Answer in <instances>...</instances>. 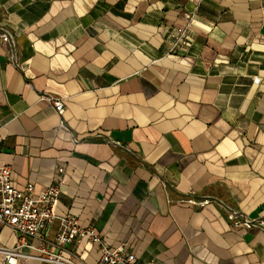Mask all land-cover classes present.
Wrapping results in <instances>:
<instances>
[{
	"label": "crops",
	"instance_id": "0c3cea01",
	"mask_svg": "<svg viewBox=\"0 0 264 264\" xmlns=\"http://www.w3.org/2000/svg\"><path fill=\"white\" fill-rule=\"evenodd\" d=\"M0 26V164L61 181L48 239L73 215L136 264H264L219 203L264 219V0H0Z\"/></svg>",
	"mask_w": 264,
	"mask_h": 264
},
{
	"label": "built area",
	"instance_id": "2783aa9c",
	"mask_svg": "<svg viewBox=\"0 0 264 264\" xmlns=\"http://www.w3.org/2000/svg\"><path fill=\"white\" fill-rule=\"evenodd\" d=\"M0 37L16 49L13 33L5 26H0ZM58 110L63 113L65 101L56 95H47ZM63 167L59 168V172ZM61 193V181L57 180L44 189L37 191L32 183L23 187L15 185L12 168L0 164V234L3 228H9L15 235L13 245L0 243V264H30L32 260L57 264H85L80 255L68 251L66 245L73 241L87 239L101 248L99 264H136V255L124 246H110L103 234L93 225H81L76 216L61 217V230L54 239H48L44 229L56 218V203ZM211 197L194 200V204L205 205ZM228 217L236 224L247 227L258 226L264 230V219L244 218L242 213L219 201ZM56 248V250L53 249ZM65 253H68L66 255Z\"/></svg>",
	"mask_w": 264,
	"mask_h": 264
},
{
	"label": "rangeland",
	"instance_id": "374dc122",
	"mask_svg": "<svg viewBox=\"0 0 264 264\" xmlns=\"http://www.w3.org/2000/svg\"><path fill=\"white\" fill-rule=\"evenodd\" d=\"M8 237H9L8 233L4 231L2 238H0V242L2 241L6 242L8 240Z\"/></svg>",
	"mask_w": 264,
	"mask_h": 264
}]
</instances>
